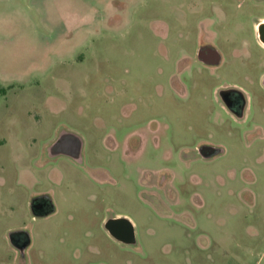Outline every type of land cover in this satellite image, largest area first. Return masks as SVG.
Segmentation results:
<instances>
[{"label": "rangeland", "instance_id": "1", "mask_svg": "<svg viewBox=\"0 0 264 264\" xmlns=\"http://www.w3.org/2000/svg\"><path fill=\"white\" fill-rule=\"evenodd\" d=\"M262 20L264 0H0V264H264ZM205 43L218 66L196 59ZM229 86L242 117L218 96ZM61 134L80 159L50 146ZM21 159L51 213L26 205Z\"/></svg>", "mask_w": 264, "mask_h": 264}, {"label": "flooded vegetation", "instance_id": "2", "mask_svg": "<svg viewBox=\"0 0 264 264\" xmlns=\"http://www.w3.org/2000/svg\"><path fill=\"white\" fill-rule=\"evenodd\" d=\"M254 33H255L256 48L260 51V53L264 54V42H261L258 38L256 25H255ZM262 35L264 37V28L262 30ZM215 52H216L215 49L209 43L202 44L197 48L196 59L206 66H212V67L218 66L221 63V61H215L214 58ZM247 59L252 62L255 61L254 56H252V54L250 53L247 56ZM257 81L260 87L264 90V72L260 75ZM217 93L229 113H231L236 117H242L244 115L247 107V98L244 92L239 90L237 87L229 86L218 89ZM66 136L67 135L65 134H61L56 142L49 145L51 147L59 145L61 146V150L65 151L66 153H69L71 157L75 159H80L79 157H80V151L82 149V141L78 138L75 141ZM201 145L197 147V153L200 156L206 155L207 157H205V159L206 158L208 159L216 155V152H213V154L208 155L209 148H203L199 151ZM34 205L35 206L32 207V210L39 211V215H47L51 213L49 212V209L53 208L50 195L47 193H42L39 195V197H36L34 199ZM22 235L23 234H17L15 236V240L16 241L19 240V238L22 237Z\"/></svg>", "mask_w": 264, "mask_h": 264}, {"label": "water", "instance_id": "3", "mask_svg": "<svg viewBox=\"0 0 264 264\" xmlns=\"http://www.w3.org/2000/svg\"><path fill=\"white\" fill-rule=\"evenodd\" d=\"M263 28H264V20L259 21L256 24L257 35L261 42H264V37L262 35ZM215 51H216L214 54L215 61H220L221 55L217 51V49H215ZM203 148H209L208 155L213 154V152L217 153L221 150V148L219 147L203 144L200 146L199 151ZM33 206H35L34 203H33ZM52 211H54V207L52 209H49V212H52ZM34 213L36 215H39V211L34 210ZM104 227L114 239L124 244H134L136 242L135 229H134L133 223L126 217H123V216L109 217L108 219L105 220ZM17 234H23V235L22 237L19 238V240L16 241L15 236ZM9 239L12 245L19 250L21 257H24L25 250L27 249V247L29 246L31 242L29 232L23 231V230L12 231L10 232Z\"/></svg>", "mask_w": 264, "mask_h": 264}, {"label": "crops", "instance_id": "4", "mask_svg": "<svg viewBox=\"0 0 264 264\" xmlns=\"http://www.w3.org/2000/svg\"><path fill=\"white\" fill-rule=\"evenodd\" d=\"M13 134L16 136L17 133L14 131H9V135H13ZM15 140L21 141L18 138H16ZM48 144H49V141L44 143L40 150H42L43 147L45 150V146H47ZM19 164L23 168H22V170H20L21 172H20L19 176L17 175V177H15V184L22 186L27 191L26 205H28V207H30L32 210L34 199L36 197H39L40 194H42V193H39V190L35 188V186L39 184V177H37V175L33 171H31L27 168L28 165L30 164L28 161H22V159H21L19 161ZM31 165H33V166L39 165V152H38V155L35 158H33V160L31 161ZM3 181L4 180H2V177H0V182H3ZM43 193H46V192H43ZM51 203L53 205L52 199H51ZM32 213L34 214L33 210H32Z\"/></svg>", "mask_w": 264, "mask_h": 264}]
</instances>
